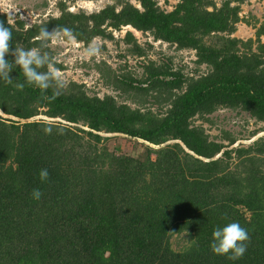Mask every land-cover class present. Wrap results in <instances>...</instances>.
<instances>
[{"label": "trees", "instance_id": "trees-1", "mask_svg": "<svg viewBox=\"0 0 264 264\" xmlns=\"http://www.w3.org/2000/svg\"><path fill=\"white\" fill-rule=\"evenodd\" d=\"M74 1L58 2V17L8 25L12 48H40L67 71L51 44L35 40L42 27L60 26L84 48L123 44L122 62L114 69L93 59L95 88L111 92L104 97L72 78L51 98L53 89L28 86L19 67L11 83L0 79V264H264V137L234 147L238 136L213 137L204 127L225 111L264 123V23L253 26L255 39L233 37L252 0H176L170 11L160 0H113L92 14L69 12ZM7 19L0 13L5 26ZM125 29L195 60H151L154 46L134 32L115 38ZM129 58L141 60L140 77ZM104 134L135 147L111 150L114 138ZM231 222L250 237L238 260L210 248L214 229ZM181 235L188 245L176 250L172 239Z\"/></svg>", "mask_w": 264, "mask_h": 264}, {"label": "rangeland", "instance_id": "rangeland-1", "mask_svg": "<svg viewBox=\"0 0 264 264\" xmlns=\"http://www.w3.org/2000/svg\"><path fill=\"white\" fill-rule=\"evenodd\" d=\"M60 1L67 0H1L0 9L3 14L7 16L10 14L11 20L14 19V16H16V14L22 13V19H24L27 23L26 27H29L31 24L36 23L37 21L39 22L42 19H47L48 16L58 17L60 15V12L58 10L57 5ZM112 1L113 0H75L74 3L70 4V2H68L67 5H69L68 10L71 13L75 14L79 11H83L87 14H92L93 12H97L103 9L107 4H111ZM46 2H48L47 7L44 6V3ZM176 3V0H160L161 7L167 11L172 10ZM241 15L243 18H245V20L238 25V30L233 37L244 41L249 39H255L256 31L253 26L255 27V25L257 24L256 21H258L259 24L264 23V0H252L251 2L247 3L243 7ZM14 23L15 22L12 21V24ZM127 31L134 32L136 38L141 44H146L148 42L149 44L154 46L153 52L149 53L151 60L160 62L162 60L168 61L169 58H174L176 66H184L185 64L188 65L192 64L193 62L192 53L185 51L178 52L175 48H171L167 44L155 42L152 37L148 35H143L142 33L137 31L135 32V30L133 29H125L121 32H115L114 36L117 39H121L126 35ZM262 40L264 44V38ZM65 41H67V39H65ZM96 43L101 49V56L99 59L91 58L88 60L82 58L83 50L86 47L84 48V45L77 41H75L73 44L65 43L61 45L57 43L51 44V46L56 49L59 53L57 56V62L63 64L64 67L69 68L67 73H63L65 71L61 72L66 83L72 81V78H74V80L76 82H79L80 84H82L81 82L84 80L86 81V85L88 88L94 90L93 92L97 93L100 97H104L106 95H110L111 92L106 90L105 88H95L98 75L93 73V59H95L96 62H107L115 69L117 65L122 62L119 58V55L122 54V50L125 49V46L123 44H120V49L115 43L112 42H106V44L104 45L103 41L96 40ZM104 47L106 48L103 49ZM82 61H87L89 62L88 64H90L86 68L81 69L83 73H91L89 77L77 74L81 71L77 67H79ZM140 62L141 60L139 61L138 59H128L129 71L131 69L139 77L142 75V69L139 66ZM0 114L4 118L6 117L1 112ZM37 119L46 120L45 117H38ZM211 119L215 122V125L204 123V127L206 128V130H208L209 134L213 137H217L219 136V134H221V132H223L221 135L223 137V134L225 132H228L230 134L238 136L239 141L234 147H248L257 139L264 137V131L260 132L261 130H264V123L256 124L246 114H237L225 111L216 114ZM254 132L260 133L257 136L253 137L252 134ZM104 137L114 138L109 143V147L111 150H118L124 153H130L135 147V140L127 136L104 134ZM187 243V235L175 236L172 239L173 247L176 250H181L182 248L188 245Z\"/></svg>", "mask_w": 264, "mask_h": 264}, {"label": "clouds", "instance_id": "clouds-1", "mask_svg": "<svg viewBox=\"0 0 264 264\" xmlns=\"http://www.w3.org/2000/svg\"><path fill=\"white\" fill-rule=\"evenodd\" d=\"M12 23L10 14L7 19V26L3 21H0V79L7 83H11L10 72L19 67L22 75L25 78V83L39 89L42 93H46L49 89H53L55 98L57 89L64 86V78L61 71L56 68L47 53L42 54L40 48L24 49L21 47L12 48V31L8 26ZM67 37V41H65ZM35 40L40 42L41 48L49 47L50 44H73L76 41L75 35L68 28L58 26L53 31L49 32L47 27H42ZM6 55L14 57L13 61L5 59ZM101 56V49L95 40L90 42L83 50L82 58L85 60ZM193 59L195 60L194 56ZM46 67V71H40ZM25 83H20L17 87L21 90L25 87ZM48 98V97H45ZM52 128L45 127V134H51ZM39 179L45 182L49 179V171L47 168H42L39 171ZM32 198L39 200L42 197V192L39 188L32 190ZM250 239L247 229L242 227L238 222H231L225 226L217 227L212 234L210 248L216 255L227 256L229 260H238L243 257L247 250V241Z\"/></svg>", "mask_w": 264, "mask_h": 264}, {"label": "built area", "instance_id": "built-area-1", "mask_svg": "<svg viewBox=\"0 0 264 264\" xmlns=\"http://www.w3.org/2000/svg\"><path fill=\"white\" fill-rule=\"evenodd\" d=\"M0 4H1V0H0ZM0 13L3 14L2 11H1V9H0ZM20 16H21V18H20ZM22 17H23V14H22V13H18V14H16V16H14V19H13L12 21L15 22V21L18 20V19H19V20L21 19V20L25 21L24 19H22ZM27 27H28V26H27ZM61 72H62V71H61ZM67 72H68V70L65 71V72H63V73H67ZM77 74H79V75H83L82 72H79V73H77ZM73 80H74V78H73ZM86 80H87V79H86ZM82 83L86 84V81L83 80Z\"/></svg>", "mask_w": 264, "mask_h": 264}]
</instances>
